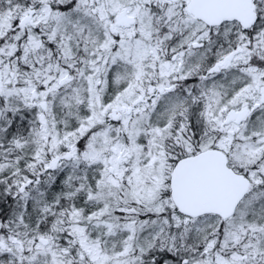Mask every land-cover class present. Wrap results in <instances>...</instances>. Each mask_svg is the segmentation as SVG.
<instances>
[{"label":"snow or ice","instance_id":"obj_1","mask_svg":"<svg viewBox=\"0 0 264 264\" xmlns=\"http://www.w3.org/2000/svg\"><path fill=\"white\" fill-rule=\"evenodd\" d=\"M0 264H264V0H0Z\"/></svg>","mask_w":264,"mask_h":264}]
</instances>
